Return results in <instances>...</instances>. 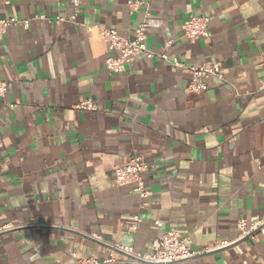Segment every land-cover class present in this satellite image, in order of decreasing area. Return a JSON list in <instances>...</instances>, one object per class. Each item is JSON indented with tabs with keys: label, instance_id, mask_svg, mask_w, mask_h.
<instances>
[{
	"label": "crops",
	"instance_id": "0c3cea01",
	"mask_svg": "<svg viewBox=\"0 0 264 264\" xmlns=\"http://www.w3.org/2000/svg\"><path fill=\"white\" fill-rule=\"evenodd\" d=\"M147 3V47L218 63L226 82L208 77L190 92L187 72L143 55L108 70L115 51L90 26L130 39ZM72 11L70 0H0V16L30 19L0 39V264H75L72 253L111 250L112 264H154L114 245L150 255L176 229L210 247L235 240L238 220H263L264 1L80 0L75 22L55 20ZM191 14L208 17L209 38L184 36ZM85 99L97 109L75 107ZM133 156L147 162L141 210L133 184L114 177ZM175 264H264V238Z\"/></svg>",
	"mask_w": 264,
	"mask_h": 264
},
{
	"label": "built area",
	"instance_id": "2783aa9c",
	"mask_svg": "<svg viewBox=\"0 0 264 264\" xmlns=\"http://www.w3.org/2000/svg\"><path fill=\"white\" fill-rule=\"evenodd\" d=\"M3 2L4 4H8L9 0H3ZM70 2L73 6L72 13L67 17L55 18L57 22H75L76 15L79 10L80 0H70ZM137 3L138 2L131 4V8L134 9ZM148 15L149 12L147 3L144 18L137 24L133 37L130 39L120 36L116 30L112 28H103L98 25L90 26V28H96L97 34L107 43L108 49L115 51L114 54H108L104 60L105 66L108 70L112 72H120L123 70L130 58L137 55H143L146 58L157 57L168 65L180 68L182 71L187 72L190 76L187 90L190 92L202 91L205 88V80L208 77H214L219 81L226 82L223 70L218 63H188L175 56L170 57L162 50L156 51L148 48L145 43ZM29 22V18L21 19L14 16H0V39L8 27L17 25L27 28L29 26ZM182 30L184 36L189 41L209 38L210 32L208 30V17L191 14L183 21ZM7 85L8 84L6 82L0 81V95L4 94ZM262 87H264V81ZM75 107L80 110L97 109V105L90 99L82 100L76 104ZM262 144L264 146V138ZM146 171L147 162L140 156H133L127 164L118 166L114 170V177L117 184H133V191L137 193L139 198L138 208L140 210L146 206L149 196L144 179V173ZM140 220L141 217L139 214L133 216L126 224L125 231H135ZM155 224L156 226H159L160 221L156 220ZM237 229L238 235L235 240L217 241L214 245L204 248L192 246L190 238L188 236H181L176 229H168L158 235L153 242V252L150 255L141 256L140 254H136L131 246L115 244L114 248L125 257H135L136 259H142L154 264H175L177 262H182L196 256L227 247L235 241L251 235L255 231L260 232L264 238V219L256 222H247L246 219L242 218L237 222ZM72 257L75 259V264H112L118 260V256L115 255L112 250L109 251L108 255L102 259H97L92 256L80 257L77 256L76 253H72Z\"/></svg>",
	"mask_w": 264,
	"mask_h": 264
},
{
	"label": "water",
	"instance_id": "95a60500",
	"mask_svg": "<svg viewBox=\"0 0 264 264\" xmlns=\"http://www.w3.org/2000/svg\"><path fill=\"white\" fill-rule=\"evenodd\" d=\"M131 258H133L134 259V257H131ZM136 259V258H135Z\"/></svg>",
	"mask_w": 264,
	"mask_h": 264
}]
</instances>
